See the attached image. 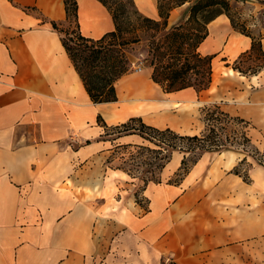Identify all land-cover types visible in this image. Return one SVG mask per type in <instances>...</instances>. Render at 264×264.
<instances>
[{"label": "crops", "instance_id": "obj_1", "mask_svg": "<svg viewBox=\"0 0 264 264\" xmlns=\"http://www.w3.org/2000/svg\"><path fill=\"white\" fill-rule=\"evenodd\" d=\"M77 1L85 35L100 37L114 29L99 0ZM134 1L144 14L160 17L157 0ZM186 8L173 9L169 24L181 20ZM52 21H66L65 0H0V264H97L128 237L142 257L146 245L165 238L177 264H259V258L264 264V163L247 155L252 163L247 182L232 172L247 153L207 151L180 183H149L142 192L149 207L139 204V184L106 161L116 144L143 138L121 133L99 139L105 127L98 117L107 125L143 118L132 108L149 102L131 89L141 73L162 87L148 65L117 81L116 100L93 102ZM205 41L207 53H221L229 62L253 43L226 14L209 23ZM261 42L264 50V36ZM225 67L227 76L239 73L243 81H223L220 103L252 121L249 133L264 155V68L246 75ZM213 84L214 74L205 91ZM107 151L104 164L111 170L102 182L81 174L94 170L82 164Z\"/></svg>", "mask_w": 264, "mask_h": 264}, {"label": "trees", "instance_id": "obj_2", "mask_svg": "<svg viewBox=\"0 0 264 264\" xmlns=\"http://www.w3.org/2000/svg\"><path fill=\"white\" fill-rule=\"evenodd\" d=\"M111 13L115 27L100 37L85 35L81 30L78 15V1L65 0L66 21H74L75 27L64 30L56 21L53 27L61 34L62 42L69 54L93 102L113 101L117 99V81L133 70L134 60L129 48L144 40L147 42V65L152 67L151 78L158 83L165 92H173L186 88H194L198 93L209 89L213 82V59L215 54L204 53L201 45L209 35V23L220 14H226L233 28L253 39L250 50L244 51L235 59V63L227 62L234 69L243 74H256L261 69L247 72L239 65V59L247 52L261 49L264 53L261 38L252 36L236 24L231 10L232 0H157L159 18L150 17L138 8L134 0H99ZM187 4L185 15L178 22L170 25L171 11ZM201 119L205 126L200 133H182L171 126L160 127L147 123L141 116H131L126 121L107 125L102 123L109 133H138L149 144L141 145L128 143L125 150L133 153L153 151L155 166L159 173L171 161L175 151L183 154L181 165L176 174L180 183L191 168L207 151H222L229 149L228 145H243V152L250 155L259 163H264V155L254 144L250 135L255 127L251 120L240 115H233L215 102L201 107ZM139 122V126L135 123ZM111 131V132H110ZM154 145V147L151 145ZM115 150V148H114ZM249 154V153H248ZM244 156L232 172L241 175L247 182L251 181L249 167L252 163ZM112 159L109 158L110 162ZM153 165L154 162L146 161ZM248 163L246 171L241 166ZM116 168L125 169L119 165ZM152 171L150 167L140 171L143 183L135 190V197L143 205L142 192L151 180L156 183L160 179L148 177ZM133 176L134 173H132ZM170 183V182H169ZM145 206V205H143Z\"/></svg>", "mask_w": 264, "mask_h": 264}, {"label": "rangeland", "instance_id": "obj_3", "mask_svg": "<svg viewBox=\"0 0 264 264\" xmlns=\"http://www.w3.org/2000/svg\"><path fill=\"white\" fill-rule=\"evenodd\" d=\"M176 13L178 14L179 12H174V15ZM231 13L235 21L237 22L236 24L238 25V27L249 32L256 38H261L264 36V0H232ZM60 26L61 28L66 30L68 28H74L75 23L74 21H65L64 23H61ZM206 49L207 48L204 46V48L202 49L204 53H207ZM128 51L130 52V55L134 60L132 71H143L146 66H148L147 62L144 60L147 57V42L145 41V39L133 44ZM239 60L240 61L238 62V65L245 71L250 72L259 70L261 69L259 65H262L264 63V53L261 49H257L249 53L247 52ZM213 61V65L216 66V69H219L220 71L218 73L216 72L217 75H215V69L213 68L214 84L211 90L205 91L200 94H198L195 90L182 91L184 93V96L178 100V105H172L165 109L158 108L159 110H152L153 116L155 117L162 116L165 113L171 115L174 118L172 123L168 121L166 125H159L160 127L171 126L172 128L182 133H200L205 126L204 121L200 118L201 107H204L205 105H211L215 102L220 103V86L223 84V81H243V78L239 77V73H237L236 76H227V74H225V72L227 71L225 66L227 65L228 61L224 60L223 54H216ZM230 62L233 64L235 63L234 60ZM156 87L159 88L158 86ZM159 90L162 91V88H159ZM164 92L162 91L163 96H168ZM221 106H223L227 110H232L231 106L226 107L223 104H221ZM147 123L154 124L148 121ZM135 126L138 127L139 122H136ZM252 131L253 129H251V132ZM117 134L119 133H109L105 130V128H103L101 135L98 137L99 139L106 138L112 140V138ZM127 144L128 143H122L116 144L114 146L115 150H113V153L111 155L112 160L110 162L108 160L106 161L108 156H110V152L107 151L100 154H94V156L88 162H86L84 165L82 164V168L94 167V170L91 171L87 169L86 172L82 170L81 174L83 176L86 175L88 179L92 181L94 178H97L98 182L100 183L103 181V176L106 174V171L111 170V168L106 166V164H112L124 167L126 170L129 169L130 173H127L130 178H133L137 182V185H141L143 183L140 177V171L147 167H150L152 170L147 173V176L154 178L155 180L160 179L162 183H169L174 182L175 180H179L180 176L177 175L176 172L181 165V160H179L178 165L176 166V159H178L181 155L174 152L172 155V160L165 166L163 171L159 173V170L155 166V153L153 151H140L138 150V148H132L134 149V151L133 153H130L129 151L125 150L124 146ZM137 144L147 145L149 143L148 141L143 140L142 142L140 141ZM151 145L154 147L152 143ZM228 147L230 150H237L242 152L244 148L243 145H228ZM247 149V155L251 156L250 147H247ZM251 159L255 160L252 156ZM105 161L106 164H104ZM146 161H152L154 163L153 165H149L146 163ZM248 162L251 163L250 161ZM255 162L258 161L255 160ZM248 166V163L243 164L241 166V170L245 172ZM132 173H134V175L136 176H133ZM153 182L154 181L151 180L149 183ZM137 187L138 186H136V188ZM142 198L143 205L148 208L150 203L149 198L146 196H143ZM108 240L109 239H107V244L111 246L112 243ZM165 240V238H162V242L158 240L157 244L153 246L146 245V253L142 257L141 255H137V253H135V251H133L132 249V246L135 243L134 239L129 237L127 239L120 238L117 243L112 246L113 253L109 256L108 260L105 262V259L99 258L97 260V264H177L175 261H172L170 257L168 241L166 242ZM128 246H131V250ZM258 246L259 257H261L262 249L260 247V244ZM259 264H263L261 263L260 258Z\"/></svg>", "mask_w": 264, "mask_h": 264}, {"label": "bare ground", "instance_id": "obj_4", "mask_svg": "<svg viewBox=\"0 0 264 264\" xmlns=\"http://www.w3.org/2000/svg\"><path fill=\"white\" fill-rule=\"evenodd\" d=\"M214 27L215 26L213 24L212 29ZM204 43L202 44L201 49H203L204 46L207 47V43L209 42H206V44ZM213 68L215 69V75H217L216 72L218 73L220 70L216 69V66L214 65H213ZM229 71L230 73H234L232 68H230ZM141 74L143 75L141 76L142 78L139 79L137 82H135L131 86V89L132 90L138 89L139 96L146 99V101L149 103L148 104L140 103V105H138L139 107L138 106L133 107L132 110L142 113L146 121L154 123L155 125H163V124H166L168 121L172 123L174 118L171 115L164 113V115L162 116L155 117L153 116L152 110H159L158 108L165 109L172 105H178L179 104L178 100L184 96V93L183 92H170L168 93V96L164 97L161 91L158 88H156L154 84H152L151 81L149 82L148 80H145L146 78H144L145 76L143 73ZM116 85L118 86L117 83ZM188 90L190 89H185L182 91H188ZM176 153L178 152L176 151ZM178 159L176 160L178 161Z\"/></svg>", "mask_w": 264, "mask_h": 264}, {"label": "built area", "instance_id": "obj_5", "mask_svg": "<svg viewBox=\"0 0 264 264\" xmlns=\"http://www.w3.org/2000/svg\"><path fill=\"white\" fill-rule=\"evenodd\" d=\"M141 69V68H140Z\"/></svg>", "mask_w": 264, "mask_h": 264}]
</instances>
